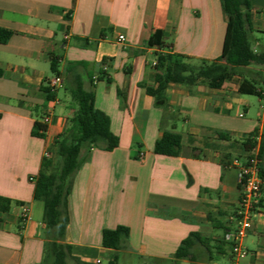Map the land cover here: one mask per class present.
<instances>
[{
	"label": "crops",
	"instance_id": "1",
	"mask_svg": "<svg viewBox=\"0 0 264 264\" xmlns=\"http://www.w3.org/2000/svg\"><path fill=\"white\" fill-rule=\"evenodd\" d=\"M250 1L252 32L263 33L264 0ZM226 25L220 0H0V29L11 32L0 43V195L11 199L10 211L0 213V264H46L44 204L34 198L31 179L46 150L57 163L54 142L77 110L66 84L70 62L86 63L94 83L88 79L85 87L94 90L95 106L109 115L119 145L92 147L75 175L68 264L109 263L115 256L117 264H232L226 235L235 230L242 190L236 160L249 155H240L239 143L255 131L259 140L264 98L257 96L256 119H246L252 101L239 92L240 75L220 88L172 83L166 93L169 109L156 106L144 87L156 84L161 51L194 63L217 59ZM157 31L162 48L150 44ZM255 40L256 52H264V39ZM52 64L64 83L48 101L43 87L57 76ZM247 69L263 71L264 64L254 60ZM48 113L46 136H33L34 123ZM171 113L182 135L175 156L154 152L173 124ZM214 130L228 132L230 139H215ZM205 139L220 148L202 145ZM25 207L29 215L23 220ZM119 225L129 228V248L104 247L103 231ZM192 232L205 239L193 248L195 262L175 259ZM243 244L249 254L240 264H264V192Z\"/></svg>",
	"mask_w": 264,
	"mask_h": 264
},
{
	"label": "trees",
	"instance_id": "2",
	"mask_svg": "<svg viewBox=\"0 0 264 264\" xmlns=\"http://www.w3.org/2000/svg\"><path fill=\"white\" fill-rule=\"evenodd\" d=\"M226 19V33L221 55L214 60L200 59L194 63L188 56L161 51L156 62L155 86H145L147 94L154 98L158 107L169 109L167 90L172 83H182L188 86L199 82L207 83L212 88H220L234 76L243 77L239 92L264 98V72L248 70L252 61L264 64V52H256L250 33L252 32V4L250 0H220ZM157 31L150 43L160 48L163 42ZM11 32L0 29V43H6ZM54 74L59 75L58 67L51 65ZM66 84L72 99L77 103V110L70 119L64 134L55 141L57 163L52 157L44 156L37 176L31 179L34 184V198L44 204L43 220L46 225V264H68L72 258L71 245L66 243V234L70 223L69 196L73 189L75 175L87 159L92 147L113 150L119 145V137L111 131L110 117L95 106V92L87 89L85 82L89 79L94 83L92 75L86 69L85 62H70L67 67ZM4 70L0 67V77ZM103 74L99 77L102 78ZM43 87L48 101L55 99V91L48 85ZM173 120L170 128L164 129L163 135L154 146V152L175 156L179 153L182 135L176 131L177 115L171 113ZM47 126L36 121L32 135L45 137ZM217 140H229L228 132L214 130ZM258 132L251 133L240 144V155L249 153L246 159L256 156L259 159L260 174H264V130L257 140ZM204 146L219 149L220 145L210 139L203 141ZM229 155H226L228 158ZM225 160V159H224ZM228 162V160H225ZM11 209V199L0 195V213ZM129 228L119 225L114 229L103 231V246L115 250L128 249ZM204 237L197 232L190 233L179 245L173 257L175 259L189 258L195 262L193 248L197 243L204 244ZM118 257H113L109 264H117ZM79 264H89L81 262Z\"/></svg>",
	"mask_w": 264,
	"mask_h": 264
},
{
	"label": "built area",
	"instance_id": "3",
	"mask_svg": "<svg viewBox=\"0 0 264 264\" xmlns=\"http://www.w3.org/2000/svg\"><path fill=\"white\" fill-rule=\"evenodd\" d=\"M119 40L124 41L125 36L119 35ZM64 77L57 75L48 81V85L53 91L62 86ZM47 124L51 121V115L48 113L42 119ZM55 144V142H54ZM53 152L48 149L44 156L52 157ZM236 164L239 167L238 178L242 186L238 206L236 209V227L233 233L226 235V240L231 245L233 254L232 264H240V259L249 254L248 249L243 244V239L248 234L253 225V217L258 212L261 202V196L264 192V174H260L259 159L256 154L246 161L237 159ZM29 215L27 207L23 209L21 217L26 220Z\"/></svg>",
	"mask_w": 264,
	"mask_h": 264
},
{
	"label": "rangeland",
	"instance_id": "4",
	"mask_svg": "<svg viewBox=\"0 0 264 264\" xmlns=\"http://www.w3.org/2000/svg\"><path fill=\"white\" fill-rule=\"evenodd\" d=\"M257 37H260V39H264V32L263 33H259L257 31H253L250 33V40L252 41V44H255V39ZM264 72V70H263ZM48 73L49 74H52L50 68L48 69ZM63 94V90H62V93ZM247 97L249 99H251L252 101V107H251V112L249 113V115L246 116V119L248 118H255L256 119V113L258 112V110L260 109V102H259V98L256 96V95H247ZM69 100L72 102V105L74 107H78L77 106V103L72 99L71 95L69 96ZM241 111H243V109L241 108ZM246 119H242V118H239L238 121H245ZM102 264H109L107 261H104ZM171 264V263H169Z\"/></svg>",
	"mask_w": 264,
	"mask_h": 264
}]
</instances>
